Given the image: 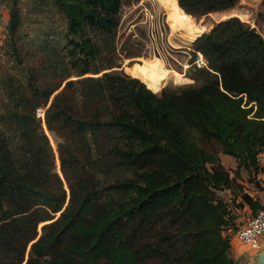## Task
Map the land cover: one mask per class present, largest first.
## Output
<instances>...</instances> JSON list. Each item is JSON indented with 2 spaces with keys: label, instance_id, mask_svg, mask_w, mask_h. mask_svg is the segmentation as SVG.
<instances>
[{
  "label": "trees",
  "instance_id": "16d2710c",
  "mask_svg": "<svg viewBox=\"0 0 264 264\" xmlns=\"http://www.w3.org/2000/svg\"><path fill=\"white\" fill-rule=\"evenodd\" d=\"M141 1L10 0L0 264H237L239 209L263 208L245 183L262 188L264 37L228 17L191 42L192 83L145 84L117 43L123 9ZM177 3L195 19L238 7Z\"/></svg>",
  "mask_w": 264,
  "mask_h": 264
},
{
  "label": "rangeland",
  "instance_id": "374dc122",
  "mask_svg": "<svg viewBox=\"0 0 264 264\" xmlns=\"http://www.w3.org/2000/svg\"><path fill=\"white\" fill-rule=\"evenodd\" d=\"M250 2L238 0L237 8L212 13L200 19L184 13L177 0H142L136 5L125 7L117 36L122 68L130 75L140 78L145 84L158 81H164V86L192 83L186 76L191 56L189 46L199 34L231 16L249 20L254 24L252 27H258V31L263 29L264 6L261 1ZM9 3L10 0H0V44L6 34ZM258 13H261L262 17L257 20ZM122 47L136 56L125 58ZM161 70L164 71L163 74H159ZM142 72L155 75L154 80H145ZM48 135L55 146L53 137L49 133ZM221 160L228 168L235 166V161L229 156L221 155ZM260 161L264 166V155H261Z\"/></svg>",
  "mask_w": 264,
  "mask_h": 264
},
{
  "label": "crops",
  "instance_id": "0c3cea01",
  "mask_svg": "<svg viewBox=\"0 0 264 264\" xmlns=\"http://www.w3.org/2000/svg\"><path fill=\"white\" fill-rule=\"evenodd\" d=\"M252 2V0H250ZM258 3L261 0H254ZM249 2V1H247ZM250 2V3H251ZM243 21L249 22L251 26H254L249 20L241 19ZM257 30L258 27H256ZM261 35L264 37V27L259 31ZM259 179L261 181V189L245 183V191L252 196L254 199H258L262 207H264V171L259 175ZM238 198L237 201H239ZM239 225L248 221L253 216L251 213V209L247 204H243L239 209ZM258 250L251 249L248 245L241 243L237 238L234 237V234L231 237V255L233 259L237 262V264H264V236L260 239Z\"/></svg>",
  "mask_w": 264,
  "mask_h": 264
},
{
  "label": "built area",
  "instance_id": "2783aa9c",
  "mask_svg": "<svg viewBox=\"0 0 264 264\" xmlns=\"http://www.w3.org/2000/svg\"><path fill=\"white\" fill-rule=\"evenodd\" d=\"M195 63L197 66H203L205 64L201 54L198 53ZM36 114L38 117L43 118V109L38 108ZM262 236H264V207L258 210L251 219L242 223L234 233L235 238L253 250H258Z\"/></svg>",
  "mask_w": 264,
  "mask_h": 264
},
{
  "label": "bare ground",
  "instance_id": "6f19581e",
  "mask_svg": "<svg viewBox=\"0 0 264 264\" xmlns=\"http://www.w3.org/2000/svg\"><path fill=\"white\" fill-rule=\"evenodd\" d=\"M163 73H164L163 70L159 71V74H163ZM142 75H144V79L147 81L154 80V76H155V75H148L145 72H142Z\"/></svg>",
  "mask_w": 264,
  "mask_h": 264
}]
</instances>
